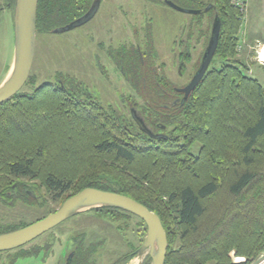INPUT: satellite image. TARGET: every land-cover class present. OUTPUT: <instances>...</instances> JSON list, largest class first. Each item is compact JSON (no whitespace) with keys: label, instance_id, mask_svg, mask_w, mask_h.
I'll list each match as a JSON object with an SVG mask.
<instances>
[{"label":"trees","instance_id":"obj_1","mask_svg":"<svg viewBox=\"0 0 264 264\" xmlns=\"http://www.w3.org/2000/svg\"><path fill=\"white\" fill-rule=\"evenodd\" d=\"M169 1L192 10L210 4L221 22L216 55L170 137L153 140L73 79L36 85L30 77L29 92L0 105V200L12 201L27 185L38 201L42 188L63 197L60 207L88 188L119 193L161 219L165 264H254L264 254V88L237 59L242 18L232 0ZM90 6L91 0H40L37 33H52ZM93 211L109 221L135 217L115 208ZM82 247L73 264H95L97 250ZM233 254L246 261L235 262Z\"/></svg>","mask_w":264,"mask_h":264},{"label":"rangeland","instance_id":"obj_2","mask_svg":"<svg viewBox=\"0 0 264 264\" xmlns=\"http://www.w3.org/2000/svg\"><path fill=\"white\" fill-rule=\"evenodd\" d=\"M104 1L103 6L93 21L79 29H75L66 34L37 33L36 54L31 77L32 80L34 79L36 81V85L44 82L55 84L57 80L73 79L76 83L86 85L85 87L97 97L95 98L97 102L105 108L112 107L118 113L130 117L129 110L126 108L128 99L136 101L139 107L144 108L143 102L145 99H142V94L149 90L146 91L143 89L145 78L142 76V73L141 77H139L140 80L135 79L137 88L141 87L140 93L125 84L119 72L114 66L109 65L104 53L99 50L98 43L100 41L104 42L106 38L105 36L104 38L101 37V35H103L104 30L110 27L109 14L112 11L110 0ZM128 1L119 0L121 3ZM130 1L133 3L136 2L135 0ZM233 1L232 3L236 8ZM14 3L15 0H0V85L4 81L7 68L11 66L15 55ZM152 15L155 19L156 33V42L154 45L156 51H158L157 54H153V59L158 67L161 66L158 70L162 71L165 68L166 75L172 81L177 82V85L180 84L178 86L185 85L197 69L200 56L207 42L209 18L205 16L192 17L181 15L164 6L155 7ZM239 16L242 18V23L236 34L237 59L242 61L243 67L247 69L245 74L255 79L254 77L258 71L256 65L264 66V63L258 62L259 58L257 55L264 49V42L257 44L248 41L249 5L246 11L239 9ZM183 22L186 24L187 33H191L189 38L192 39V59L182 70L184 78L180 80L177 77V67L173 66L174 55L172 54V49L174 40H176L175 43H178L180 40L178 29ZM181 39L185 41L187 37ZM130 43H133V46L137 45L133 41ZM142 44H145V41ZM142 47L144 50L143 45ZM175 53L178 56L179 50L177 49ZM95 56L99 58H95ZM98 59H101L110 68L105 76L102 75L98 67ZM32 85H26L22 91L29 92ZM147 85L150 86L149 81ZM199 152L200 144H195L192 148V153L198 155ZM26 181L29 184L34 183L38 186L40 185L36 180ZM40 196L43 197L37 203H35V200L27 199L33 204L16 203L14 200L6 203L1 201L0 232H4L5 227L19 228L25 224H33L45 218L58 210L60 208V202L63 200V197L57 199L53 194L45 192L43 188ZM0 198H2L1 195ZM51 231H49V238H54L59 235H68L71 238L72 236H77L78 238L82 235L84 244L88 245L89 248L91 247V249L97 250V252H93L95 264H119L123 262L132 251L142 245L147 235L146 225L137 217L131 218L124 216L114 221H109L108 217L104 215L99 216L94 211L73 217ZM6 256V254H0V264L10 263ZM232 257L235 262L246 261L245 259L235 257L234 254ZM138 261L139 259L135 257L125 264H137ZM13 264L41 263L35 261H18ZM254 264H264V254H261Z\"/></svg>","mask_w":264,"mask_h":264},{"label":"flooded vegetation","instance_id":"obj_3","mask_svg":"<svg viewBox=\"0 0 264 264\" xmlns=\"http://www.w3.org/2000/svg\"><path fill=\"white\" fill-rule=\"evenodd\" d=\"M95 1L99 0H91L90 8ZM100 1L99 11L105 2L104 0ZM135 1V3L131 2L130 0L125 3H121L119 2V0H110V3L112 4V6H110L112 7V11L109 14L110 27L104 30V32L102 33L103 35H101V37L104 38L105 36L106 38L104 42L100 41L98 43V48L101 52L104 53L105 58L109 62V65L114 66V68L119 72L125 84L130 86L132 89H135L138 93H140L139 91L141 87L137 88L135 79L139 80V77H141L142 73V76L145 78L143 89H145L146 91L149 90L148 92H144L142 94V99H145L143 102V107L145 109L139 107L136 101L128 99L126 108L127 110H129L130 117L127 118H129L136 127H138L153 140L164 141L170 137L171 132L174 130L172 125L176 122V120H178V117L180 119V114L188 101L187 99L184 100L185 94L182 92V90L192 81L193 77L196 75L201 61L204 57V53L208 47L210 35L208 34L206 40L207 42L204 46L197 69L195 70L192 78L185 85L178 86L180 84L177 85V82L172 81L171 78L166 75L165 68H163L162 71L158 70V68H161V66L158 67L155 60L153 59V54H157L158 51H156L154 45V43L156 42V33L154 24L155 19L152 15V12L154 11L155 7L164 6L165 8L167 7L168 9L185 16H205L209 18V27H212L217 14L212 9V6L210 4H208V6H206L205 8L197 7L200 11H193L198 9L193 8L192 10L190 7L181 8L178 6V10L176 8L168 6L165 0L163 2H158L159 0L157 2H153L155 0ZM136 4L139 6H137ZM209 7L211 8L209 9ZM183 10L190 12L185 13L182 12ZM99 11L97 12V14L99 13ZM84 15H81L73 19L72 21H69L63 26L70 24L71 22L81 18ZM93 19L91 21H93ZM134 21L136 22V24ZM178 31L180 33V40L178 41V43H175L176 40H174L172 49V54L174 55L173 66L177 67V77L180 80H183L184 73L182 72V70L185 68L186 64L190 63L192 59V39L189 38L191 36V33H187V27L184 22L179 27ZM184 37H187L185 41L181 39ZM131 41L136 42L137 45L133 46V43H130ZM144 41L145 44H142ZM142 45L144 46V50ZM177 49L179 50L178 56H176L175 53ZM129 57L131 58L128 59ZM95 58L99 57L95 56ZM98 65L102 75H107V72L110 69L108 65L101 59H98ZM148 81L150 82V86L147 85ZM90 93L95 98H97L92 92ZM124 116L126 117V115ZM13 190L19 189H17L15 186L13 187ZM8 195L10 196L11 194L8 193ZM28 197L35 200V203L38 202L37 196L30 191L29 186L27 185L26 189H20L19 192L14 194L13 200L16 203L20 202L24 204H33L31 201L27 200L29 199ZM26 226H28V224H25L19 229H22ZM49 233L50 232L45 233L33 242L17 250L3 252L0 254L7 255L6 257L10 262L9 264H13L18 261H35L41 264H73L74 261L76 262L78 260V251L81 246H83V250L89 248L88 245L84 244V239L81 240L80 237L77 238V236H72L71 238L68 235H59L55 236L54 238H49ZM80 241H82L83 243H80Z\"/></svg>","mask_w":264,"mask_h":264},{"label":"water","instance_id":"obj_4","mask_svg":"<svg viewBox=\"0 0 264 264\" xmlns=\"http://www.w3.org/2000/svg\"><path fill=\"white\" fill-rule=\"evenodd\" d=\"M40 0H15L14 33L15 55L6 77L0 85V105L22 91L31 77L36 54L37 14ZM100 0L95 1L90 10L70 24L52 30L53 34H63L88 24L100 8ZM170 7L179 10L171 1L165 0ZM211 7H209L210 9ZM189 13L190 11H182ZM221 33L218 16L214 19L208 47L200 67L192 81L182 90L185 99L195 91L205 77L216 55ZM115 208L125 211L140 220L147 228L142 245L135 251L137 264H165L169 243L161 219L141 203L115 192L88 188L66 200L55 212L22 229L0 234V253L17 250L45 233L55 229L67 220L94 209ZM131 259V260H132Z\"/></svg>","mask_w":264,"mask_h":264},{"label":"crops","instance_id":"obj_5","mask_svg":"<svg viewBox=\"0 0 264 264\" xmlns=\"http://www.w3.org/2000/svg\"><path fill=\"white\" fill-rule=\"evenodd\" d=\"M248 5L250 14L248 41L261 44L264 42V0H249ZM261 61L264 62V57ZM256 67L258 71L254 78L264 88V66L257 64Z\"/></svg>","mask_w":264,"mask_h":264},{"label":"built area","instance_id":"obj_6","mask_svg":"<svg viewBox=\"0 0 264 264\" xmlns=\"http://www.w3.org/2000/svg\"><path fill=\"white\" fill-rule=\"evenodd\" d=\"M249 0H234V4L237 8H239L241 11H246L247 3Z\"/></svg>","mask_w":264,"mask_h":264},{"label":"bare ground","instance_id":"obj_7","mask_svg":"<svg viewBox=\"0 0 264 264\" xmlns=\"http://www.w3.org/2000/svg\"><path fill=\"white\" fill-rule=\"evenodd\" d=\"M263 57H264V50L261 53V60H263Z\"/></svg>","mask_w":264,"mask_h":264}]
</instances>
